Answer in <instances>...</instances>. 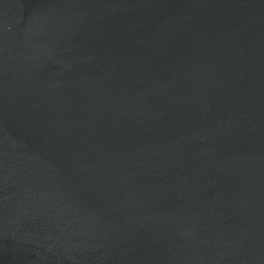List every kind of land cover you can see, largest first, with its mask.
Masks as SVG:
<instances>
[{
    "label": "water",
    "instance_id": "95a60500",
    "mask_svg": "<svg viewBox=\"0 0 264 264\" xmlns=\"http://www.w3.org/2000/svg\"><path fill=\"white\" fill-rule=\"evenodd\" d=\"M0 264H264V0H0Z\"/></svg>",
    "mask_w": 264,
    "mask_h": 264
}]
</instances>
